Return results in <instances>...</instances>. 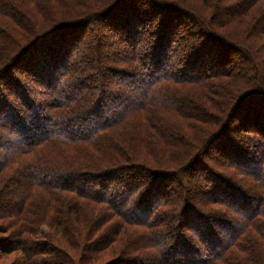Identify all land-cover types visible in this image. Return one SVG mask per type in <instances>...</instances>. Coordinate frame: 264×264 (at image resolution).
Listing matches in <instances>:
<instances>
[{"label":"trees","instance_id":"trees-1","mask_svg":"<svg viewBox=\"0 0 264 264\" xmlns=\"http://www.w3.org/2000/svg\"><path fill=\"white\" fill-rule=\"evenodd\" d=\"M0 264H264V0H0Z\"/></svg>","mask_w":264,"mask_h":264},{"label":"rangeland","instance_id":"rangeland-1","mask_svg":"<svg viewBox=\"0 0 264 264\" xmlns=\"http://www.w3.org/2000/svg\"><path fill=\"white\" fill-rule=\"evenodd\" d=\"M105 31V30H104ZM109 31V30H108ZM239 32H240V34H241V31L239 30ZM106 37H105V40L107 41V40H110V41H112V42H117V45H115V46H119L120 48L121 47H123L124 45V43H123V41L118 37V38H116V37H114V36H109V32L107 33L106 32ZM195 35V34H194ZM201 39V36L199 37V36H193V38H190L189 39V43L191 44V45H197L198 44V42H199V40ZM122 54H123V56L124 57H126V54L124 53V51H122ZM125 54V55H124ZM108 55H110V52L109 51H107V50H103L102 51V53H101V55H100V58H98V56L96 57V55H92V59L89 61V68H92V69H98L99 68V66L101 65L97 60L99 59V60H101L102 59V61H103V58H105L106 56H108ZM124 59H126V58H124ZM101 61V62H102ZM230 62V61H229ZM102 73L103 72H105L106 73V70H100ZM104 73V74H105ZM17 75V74H16ZM19 75V74H18ZM104 76H106V75H104ZM25 80V83L27 84V86L28 87H30V89H31V85H30V82L28 81V80H26V77L25 76H22ZM20 78V77H19ZM91 79H93V80H95L94 79V77L92 76L91 77ZM101 79H104V77L102 76L101 77ZM23 80V79H22ZM106 80V79H105ZM112 84V83H111ZM110 84V85H111ZM106 90H108V91H110V87H109V85L107 84L106 85V88H105ZM233 125V124H232ZM206 132H208V131H206ZM206 132H204V134H202V136H204L205 134H206ZM230 133V136H232V137H234V134H232L231 132H229ZM215 153V154H214ZM213 153V155H216V152H214ZM218 154V153H217ZM208 161H211V160H209L208 158H206ZM227 162V161H226ZM214 163V162H213ZM202 172H198L197 174H195L199 179L202 177ZM196 176H195V178H196ZM197 179V178H196ZM204 182L205 181H203L202 183L204 184ZM113 184V183H112ZM198 192V196L199 197H204L205 196V194H204V192H202L201 191V188H199V190L197 191ZM42 229L43 230H45L46 229V226H44L43 225V227H42Z\"/></svg>","mask_w":264,"mask_h":264}]
</instances>
